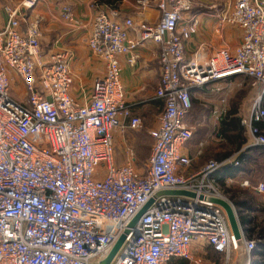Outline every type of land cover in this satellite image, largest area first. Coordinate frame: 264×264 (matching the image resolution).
<instances>
[{
  "label": "built area",
  "instance_id": "2783aa9c",
  "mask_svg": "<svg viewBox=\"0 0 264 264\" xmlns=\"http://www.w3.org/2000/svg\"><path fill=\"white\" fill-rule=\"evenodd\" d=\"M39 2L7 0L2 7L0 264H99L124 233L109 264H167L174 258L227 264L240 246L249 263L255 241L241 227L236 240L224 209L213 202L220 198L231 205L216 172L237 166V155L208 159L192 171L183 149L193 134L185 122L191 90L235 76L251 78L258 88L240 123L249 146L264 145L258 125L264 120V0H228L229 9L219 19L239 29V44L209 56L195 52L188 60L185 45L197 27L191 0H157L160 14L154 23L118 21L117 11L97 7L86 42L104 73L94 79L83 103L69 94V52L41 49L42 17L34 12ZM60 16L71 27L82 26L68 5L60 8ZM147 42L159 46L155 97L163 109L148 132L150 154L137 168L131 148L125 162L115 159V132L141 125L125 99L117 57L125 55L134 64L137 48ZM166 191L193 196L161 193ZM256 191L264 192V184ZM193 244L209 245L223 262L206 261Z\"/></svg>",
  "mask_w": 264,
  "mask_h": 264
},
{
  "label": "crops",
  "instance_id": "0c3cea01",
  "mask_svg": "<svg viewBox=\"0 0 264 264\" xmlns=\"http://www.w3.org/2000/svg\"><path fill=\"white\" fill-rule=\"evenodd\" d=\"M137 1L139 0H40L34 8V12L42 17L40 45L43 52L66 50L70 54L69 67L73 81L69 94L78 102L83 103L89 98L94 79L104 73L102 63L91 55L86 42L89 23L97 12V7L107 13L112 10L117 11L118 21L129 17L135 23L156 22L160 14L156 7L157 0H143L145 2L142 5ZM191 1V16L196 19L197 27L196 33L185 45L186 60L195 52L209 56L220 48L234 50L240 42V31L233 25L221 23L219 19L229 9L228 0ZM6 2L7 0H0V26L5 23L2 7ZM63 5L71 7L74 17L82 22V26L71 27L65 23L60 16V8ZM129 37L135 38V34L129 33ZM136 53L138 57L134 64H128L125 55L117 57L125 99L131 105V114L141 119L140 128L124 127L115 132L114 147L117 164L126 161L128 148L133 150L135 159L137 158L138 148L134 141L135 138L139 139L138 134L145 135L151 146L152 140L148 132L156 127L163 109L162 100L155 97L160 78L159 46L147 42L138 47ZM257 93L258 88L252 86L251 78L247 76H235L191 90L194 102L186 114L185 122L193 129V139L191 138L183 149V152L192 159L190 170L199 169L208 159L223 160L251 147L248 145L250 141L247 136H245L246 143L240 147L236 143L232 145L226 142L223 137L225 127H222L221 121L223 117L227 118L225 122L235 118L239 119L241 124L240 120L249 115L252 100ZM258 125L264 134V120ZM195 127L197 131L199 127H203V132L197 134L194 131ZM259 157L264 159V151ZM247 173L246 171L237 173V178H234L235 174L224 170L221 179L232 187L238 186L241 194L244 193L243 191H252L258 196L259 201L255 205L257 209L253 214L256 216L260 214L258 208H262L264 212V192L256 191L258 183L264 184V165L256 166L253 172ZM252 173L254 184L250 183L246 176ZM216 176L218 177L219 174L216 173ZM243 181H249V184L243 185ZM263 217L264 214L259 215L258 220ZM192 248L208 262H223V257L216 254L209 245L193 244ZM262 256L264 257V253ZM167 264H189V262L182 258H174ZM227 264H250L242 246L232 251Z\"/></svg>",
  "mask_w": 264,
  "mask_h": 264
},
{
  "label": "trees",
  "instance_id": "16d2710c",
  "mask_svg": "<svg viewBox=\"0 0 264 264\" xmlns=\"http://www.w3.org/2000/svg\"><path fill=\"white\" fill-rule=\"evenodd\" d=\"M226 119V117H223L221 121L222 127H225L223 131V137L226 139V142H228L229 144L232 143V145L236 143V145L239 147L245 144L246 139L243 133L244 127L239 124V119L230 118L228 119L229 121L225 122ZM263 151L264 145L251 146L245 150H242L236 156V160H238L239 162L237 166H233L232 164L224 165L216 172L217 175L219 174V176H216V178L221 191L224 193L225 190H229L233 193V204L228 198L227 199L231 203L233 208H235L236 206V209L238 210V216L236 215V218L238 220L239 226L243 231V234L247 238L255 241V247L251 252V258L249 262L250 264H264V257L262 256L264 253V217L258 220L259 215L264 214V212L262 208H258V210H260V214H256L257 217L253 215L255 214V210L257 209L255 205L259 201L258 196L255 195L252 191H243L244 193L241 194L240 188H238V186L232 187L226 184L223 179H221V177L223 176L224 170L229 171L231 174H235L234 178H237V173H241L244 171H246V173L253 172V170L256 169V166H263L264 159H260L259 157V154ZM228 154L229 153L227 152L226 155ZM246 176H248L250 183H255L254 179L251 178L253 176V173ZM236 209H234L235 212Z\"/></svg>",
  "mask_w": 264,
  "mask_h": 264
},
{
  "label": "water",
  "instance_id": "95a60500",
  "mask_svg": "<svg viewBox=\"0 0 264 264\" xmlns=\"http://www.w3.org/2000/svg\"><path fill=\"white\" fill-rule=\"evenodd\" d=\"M162 194H180V195H190L193 196V194L186 192V191H166V192H161ZM213 202L221 206L227 216L229 227L231 229V233L234 236L236 240L240 239V226L238 223V220L236 218V214L232 208V206L225 200L220 199V198H215L213 199ZM148 202L145 204L139 211L138 213L133 217V219L130 222V226H133L141 217V215L145 212L147 207L149 206ZM125 238V233L121 234L120 237L117 239V241L114 243L113 247L109 251L108 255L99 263V264H109V262L112 260L118 249L120 248L123 240Z\"/></svg>",
  "mask_w": 264,
  "mask_h": 264
},
{
  "label": "rangeland",
  "instance_id": "374dc122",
  "mask_svg": "<svg viewBox=\"0 0 264 264\" xmlns=\"http://www.w3.org/2000/svg\"><path fill=\"white\" fill-rule=\"evenodd\" d=\"M95 58V57H94ZM96 59V58H95ZM98 60V59H97ZM99 61V60H98ZM103 65V64H102ZM16 87H18V86H16ZM20 90L18 91V93H21V88H19ZM16 92H14V94H13V97H15L16 98ZM190 97H191V102L193 103L194 102V98L192 99V95H190ZM193 105V104H192ZM191 105V106H192ZM193 109V108H192ZM141 126V125H140ZM140 128V127H139ZM138 129V128H137ZM202 129H203V127H199L198 128V131H197V129H196V127L194 128V131L197 133V134H200V133H202L203 131H202ZM131 133H133V132H131ZM137 134V133H136ZM136 134H134L135 136H136ZM244 136H247V134H246V131H245V129H244ZM137 137V136H136ZM138 137H139V139L138 138H135L136 139V141H134L135 142V144L137 145V158H136V167L138 168L139 167V165H142L143 164V162L147 159V157L149 156V154H150V149H151V146H150V144H149V141H148V139H146L145 138V135H139L138 134ZM192 137H193V134H192ZM193 139V138H192ZM152 145V144H151ZM223 195L226 197V198H228L231 202H232V204H233V202H234V198H233V193H232V191H229V190H225L224 191V193H223ZM234 209H236V206H235V208ZM238 210L236 209V212H235V214L238 216Z\"/></svg>",
  "mask_w": 264,
  "mask_h": 264
}]
</instances>
